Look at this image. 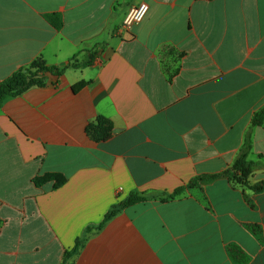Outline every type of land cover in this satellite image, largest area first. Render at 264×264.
I'll list each match as a JSON object with an SVG mask.
<instances>
[{
  "label": "crops",
  "instance_id": "crops-1",
  "mask_svg": "<svg viewBox=\"0 0 264 264\" xmlns=\"http://www.w3.org/2000/svg\"><path fill=\"white\" fill-rule=\"evenodd\" d=\"M37 58L80 67L0 103V264H264V0H0V81Z\"/></svg>",
  "mask_w": 264,
  "mask_h": 264
},
{
  "label": "trees",
  "instance_id": "trees-1",
  "mask_svg": "<svg viewBox=\"0 0 264 264\" xmlns=\"http://www.w3.org/2000/svg\"><path fill=\"white\" fill-rule=\"evenodd\" d=\"M45 20L55 29H60L62 27V18L57 14H50L45 16ZM93 61V56H90V59L84 62L83 66H89ZM67 67L77 68L80 67L79 64H69L65 68L57 69L56 67L47 66L42 58H37L34 60L30 66L23 68L16 73H14L9 78L0 81V103L8 96H19L26 92L32 87H43L47 82L46 75H56L61 76ZM84 86V83H79L73 87L74 91L81 89ZM264 124V109L257 112L253 119V126H260ZM252 149L251 139L249 134L246 136L244 143L240 149V152L235 160L233 167L230 171L226 172L227 175L235 172L239 173L240 177L236 178L238 181L243 182L246 185V179L251 171L257 167V164L248 160V155ZM235 177V176H234ZM42 181V180H39ZM256 192L264 190V182H261L252 187ZM181 190H176L173 194L169 195L168 198H173L178 195ZM144 198L138 196L137 194H132L127 200L114 206L105 216L103 222L115 216L123 208L136 204L143 201ZM101 226V225H100ZM78 245V243H77ZM76 249L72 250L71 253H74ZM70 252L67 253L66 257L71 255Z\"/></svg>",
  "mask_w": 264,
  "mask_h": 264
},
{
  "label": "built area",
  "instance_id": "built-area-1",
  "mask_svg": "<svg viewBox=\"0 0 264 264\" xmlns=\"http://www.w3.org/2000/svg\"><path fill=\"white\" fill-rule=\"evenodd\" d=\"M147 11L148 5L144 1L133 5L123 19L120 26V33L127 34L134 25L139 24L144 19Z\"/></svg>",
  "mask_w": 264,
  "mask_h": 264
}]
</instances>
